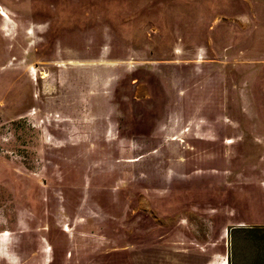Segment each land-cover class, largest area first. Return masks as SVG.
Returning a JSON list of instances; mask_svg holds the SVG:
<instances>
[{"label": "rangeland", "instance_id": "1", "mask_svg": "<svg viewBox=\"0 0 264 264\" xmlns=\"http://www.w3.org/2000/svg\"><path fill=\"white\" fill-rule=\"evenodd\" d=\"M0 15V264H264V0Z\"/></svg>", "mask_w": 264, "mask_h": 264}, {"label": "crops", "instance_id": "2", "mask_svg": "<svg viewBox=\"0 0 264 264\" xmlns=\"http://www.w3.org/2000/svg\"><path fill=\"white\" fill-rule=\"evenodd\" d=\"M1 16V15H0ZM2 17V16H1ZM5 19V18H4ZM7 20L9 19V16H8V18H6Z\"/></svg>", "mask_w": 264, "mask_h": 264}, {"label": "bare ground", "instance_id": "3", "mask_svg": "<svg viewBox=\"0 0 264 264\" xmlns=\"http://www.w3.org/2000/svg\"><path fill=\"white\" fill-rule=\"evenodd\" d=\"M67 230H68V229H66V231H67ZM66 231H65V232H66ZM69 231H70V230H69Z\"/></svg>", "mask_w": 264, "mask_h": 264}]
</instances>
